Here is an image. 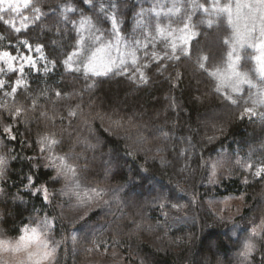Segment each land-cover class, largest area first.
Segmentation results:
<instances>
[{
    "label": "trees",
    "instance_id": "obj_1",
    "mask_svg": "<svg viewBox=\"0 0 264 264\" xmlns=\"http://www.w3.org/2000/svg\"><path fill=\"white\" fill-rule=\"evenodd\" d=\"M231 2L29 0L0 12L9 22L0 21V54L16 58L0 59L3 235L46 215L57 242L52 264H264V226L252 232L264 217V72L221 11ZM115 38L124 58L107 70L71 61L86 40L112 50ZM226 71L245 80L231 86ZM50 136L53 152L107 193L83 216L42 158ZM222 148L239 163L211 182L209 160ZM224 195L244 197L238 215L205 203Z\"/></svg>",
    "mask_w": 264,
    "mask_h": 264
},
{
    "label": "rangeland",
    "instance_id": "obj_2",
    "mask_svg": "<svg viewBox=\"0 0 264 264\" xmlns=\"http://www.w3.org/2000/svg\"><path fill=\"white\" fill-rule=\"evenodd\" d=\"M22 1V0H15V2ZM252 0H232L231 2V20L234 27V33L237 27L243 31L244 28V20L237 19L236 15V4H244V3H250ZM244 11V10H242ZM180 34L177 36V38L180 41L186 40L188 37L180 30ZM117 36V35H116ZM255 39L253 41L248 42H241L238 41L236 38V42L242 44H249L253 43L256 45H259L261 43V38L259 36V32L257 31L255 33ZM94 41V40H92ZM92 41H90L92 43ZM90 42L86 40L82 45L81 51L76 52L77 54H73L71 57V61L75 64L84 66V68L88 69L89 71H105L109 66L115 65V59H122L124 58L123 55L120 53V55L117 57L119 50H118V38H115V41L112 42V50L110 47H107L105 44H98L90 49ZM110 50H109V49ZM256 52V57H260V59H256V67L257 69H260V73L263 74L264 72V54H262L261 50L253 47ZM113 53V55L111 54ZM113 65V66H114ZM222 79L229 83L231 86L237 85L239 82H241L244 77L239 76L238 73H235L234 71H226L224 72ZM245 80V79H244ZM49 140H53V138L50 136L46 138L45 143ZM44 146V145H41ZM42 158L45 159L47 162L48 160H52L51 163H53L56 168L58 169V172L61 175L62 181L67 189V191L72 192L73 194L77 195V199L80 200L83 207L81 211H78L76 209L74 211L80 213L81 216L83 214L102 202H104L107 198V193H105L103 190H100L98 187H91L87 185L78 175H76V170L74 164L64 155L61 153H55L53 152V145L49 146L47 148H42ZM236 157L231 156L230 154L226 153L225 149H220L216 155L210 158L209 165H210V171H209V178L211 182H216L219 180V178L222 175H227L228 172L235 166L236 163ZM3 160L0 158V173L1 168L3 167ZM244 165L247 167L248 165L244 162ZM205 203L209 205L212 209L216 210L219 215L226 216V217H234L238 215L242 208L245 206V199L241 195H224L216 198H207ZM52 225V218L48 217L46 215L41 216L39 219H37L35 222L27 223L25 224L21 229H25V226H27L26 230L24 231V235L26 238L32 236V229L37 230V234L46 240V242L49 245V249H55L54 253L51 257L47 260H41L40 264H52L54 257L56 255V248H57V242H53L50 238V230ZM264 226V217H260L257 224L252 228L256 232H259L261 228ZM21 232H19L15 236H7L3 235L0 232V264H33L32 261H29L27 259V254L23 251H14L19 236ZM248 243V242H246ZM31 251L35 254L34 260L39 259L40 253L45 251V249L40 248L37 249L35 245L31 247ZM245 252V250H244ZM241 261L238 262L240 264Z\"/></svg>",
    "mask_w": 264,
    "mask_h": 264
},
{
    "label": "snow or ice",
    "instance_id": "obj_3",
    "mask_svg": "<svg viewBox=\"0 0 264 264\" xmlns=\"http://www.w3.org/2000/svg\"><path fill=\"white\" fill-rule=\"evenodd\" d=\"M22 2H23V5L25 7H27L29 4V0H22ZM80 2L86 6L89 4V0H80ZM9 10L11 12H18L20 10L19 3L15 2V0H0V12H5V11H9ZM242 10H244V11H242ZM221 11H226L229 13L230 22H231V15H232L231 8L226 6ZM236 15H237L238 20L242 18L245 23H244L243 31H241V29L239 27L236 28L235 38L241 42L253 41L256 38L255 33L258 31L259 36L261 38V43L259 45L249 43L248 46L249 47H256V48L261 50L262 54H264V0H252V2L244 3V4L237 3L236 4ZM0 21H2L5 25H7L9 23L7 20H3L2 17H0ZM185 27H187V25ZM15 31L19 32L20 29H15ZM197 38H198V34H197ZM190 40H191V38H190ZM21 46L22 47H30V45H28L24 42H21ZM42 47H44V46L43 45L38 46V48H42ZM190 50H191V47H190V43H189V50L185 54H189ZM175 51H176V48L174 46L173 52H175ZM153 55L155 56V54H153ZM229 55H232V53H229ZM0 59H3V60H5V62H7L9 60H15L16 58L14 56H12L9 51H4L2 54H0ZM238 59H239V57H238ZM256 59H260V57H256ZM26 62H28L33 68H35V64L33 63L31 57H27ZM133 62H135V61H133ZM200 67L203 68L204 64H200ZM20 71H21V73H23V71H24L23 66H21ZM109 71H111V69H109ZM140 78H141V80L144 79L143 73L140 74ZM7 86L8 85H4V84L0 83V87H7ZM18 87H19V82H17V87L13 88V92H16ZM233 103H235V101H233ZM19 111H20V109H17V113H19ZM244 113L250 114L253 117H255V115H256V113H254L251 108H246L244 110ZM241 119H243V114L241 115ZM8 131H11V129L6 128L5 132H8ZM11 139H15V136H12ZM55 143H56V141H54V140L48 141L49 146H51ZM45 167H48V165H45ZM259 174L260 173H257V175H259ZM149 179H150V177H148L147 175L141 176L142 181H147ZM81 219L83 220L84 218H81ZM26 228H27V226H25V229L20 230L21 234L19 236V240H18V242H17V244L13 250L25 252L27 254V259L29 261H32L33 264H40L41 260L49 259V257H51L52 254L54 253L55 249L54 248L49 249L48 243L46 242L45 239L41 238L37 234L36 229H32V236L26 238L25 235L23 234L24 231L26 230ZM253 231H254V234H256L255 230H253ZM33 245H35V247L37 249H40V248L45 249V251L40 253L39 259L34 260L35 254L31 251V247ZM252 250H253V245L250 243H246L245 244V252L243 253V255L247 256L249 253L252 252Z\"/></svg>",
    "mask_w": 264,
    "mask_h": 264
}]
</instances>
